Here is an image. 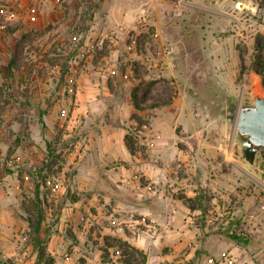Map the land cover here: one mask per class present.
Segmentation results:
<instances>
[{
	"label": "crops",
	"instance_id": "1",
	"mask_svg": "<svg viewBox=\"0 0 264 264\" xmlns=\"http://www.w3.org/2000/svg\"><path fill=\"white\" fill-rule=\"evenodd\" d=\"M177 1L103 0V10L93 18L87 42L106 33L116 34V41L108 46L109 53L98 51L74 67L71 114L87 142L67 156L56 184L61 203L55 205L57 221L47 241L55 264H134L137 255L143 264L194 262L203 230L198 223L187 224V216L203 211L206 194L226 199L225 192L240 193L237 184L249 182L236 173L235 141L210 146L200 137L203 130L192 129V109L183 94L164 104L148 96L144 102L139 94L140 88L161 82L179 83L187 51L181 23L185 7L176 9ZM155 33L159 38L151 49ZM133 37L139 38L136 47L126 41ZM135 116L148 122L131 152L126 137ZM27 166L40 169L43 162ZM221 166L228 172L222 174ZM4 179L8 187L0 185V257L35 264L33 249L19 252L12 241L29 228L15 209L20 180L9 174ZM131 215L155 222L159 238L133 223ZM126 247L134 257L117 259L115 251Z\"/></svg>",
	"mask_w": 264,
	"mask_h": 264
},
{
	"label": "rangeland",
	"instance_id": "2",
	"mask_svg": "<svg viewBox=\"0 0 264 264\" xmlns=\"http://www.w3.org/2000/svg\"><path fill=\"white\" fill-rule=\"evenodd\" d=\"M102 1L0 0V86L9 85L12 95L10 105L0 116V185L8 187L4 184L8 174L23 179L16 181L21 190L15 197V209L24 219V209L31 206L37 181L30 174H37L39 170L26 164L33 160L43 162L51 146L61 161L45 172L50 183L41 187L47 209L52 210L44 223L45 233L41 235L46 241L57 221L55 205L61 203L56 190L61 166L70 153L87 142L86 137L77 133L80 123L71 114L75 99L74 67L83 63L88 47L93 44V41L87 42V37L94 16L103 10ZM185 1L188 5L181 23L186 33L182 44L187 55L179 83L161 82L154 87L140 88L139 94L143 100L146 96L160 98L162 104L183 94L192 109V129L203 130L200 137L210 146L220 142L228 144L230 139L235 141L239 164L236 173L239 179L249 181L246 186L237 184L240 193L225 192L226 199L206 194L203 211L187 216L197 215L191 226L198 223L203 231L198 243L201 253L195 256L194 262L185 264H264V172L259 170L263 159L260 157L254 165L244 162L241 146L234 137L241 104L252 103L254 94L264 93L262 78L251 69L257 40L264 45V0ZM238 3L242 4L241 8L237 7ZM26 33H32L34 39L25 49L21 68L8 81L11 52ZM155 39L151 36L149 48L157 46ZM138 40L137 37L126 39L130 47H136ZM111 50L106 48L95 53L106 54ZM242 62L246 67L243 75L240 74ZM141 73L145 72L141 70ZM71 76L75 78L74 83L68 82ZM133 89L135 92L136 88ZM132 118L135 122L129 136L135 144L138 132L148 120ZM191 140L194 142L195 138ZM221 169L222 174L228 172V169L223 171V166ZM210 217L219 218L213 227L207 226ZM233 232L249 237L250 244L246 247L235 244L229 239ZM22 236L28 238L25 249L34 251L29 228L14 234L12 241L16 243ZM159 236L160 230L155 239ZM229 254L236 259L234 262L224 261L223 257ZM4 261L0 257V264ZM133 262L141 264L142 257L137 255Z\"/></svg>",
	"mask_w": 264,
	"mask_h": 264
},
{
	"label": "trees",
	"instance_id": "3",
	"mask_svg": "<svg viewBox=\"0 0 264 264\" xmlns=\"http://www.w3.org/2000/svg\"><path fill=\"white\" fill-rule=\"evenodd\" d=\"M13 32V30H11ZM32 33L23 34L15 43L14 48L11 52V58L9 62V76L6 78L8 81L13 74L21 68V60L23 59L25 49L27 45L33 40ZM264 45L260 43V40H257L256 44V54L251 63V69L253 72L262 78V86L264 88V56H263ZM246 70L244 62L241 63L240 74L243 75ZM10 86L4 83L0 86V116L4 110L10 105L12 95L9 92ZM158 105H154L156 107ZM126 145L131 152L135 151L134 144L132 138L128 135L126 137ZM55 152L52 150L51 146L48 147V155L47 158L43 161V167L37 171V174H30L31 178L36 177L37 181L35 183V192L34 198L31 201V206L28 205L27 209H24L26 215L24 216V220L28 223L29 227V235L33 242L34 252L37 255L35 264H55L54 257L48 252L47 241L41 237L42 234L45 233L44 223L47 220V202L45 195H42L41 187H44L47 183L48 176L45 174L48 170H51L53 166L59 161H61L60 157H55ZM50 159V161H49ZM37 175V176H35ZM20 182H22V178L19 177ZM229 239H231L235 244L246 247L250 244L249 237L243 236L238 232H233L229 235ZM131 256V251L124 250L123 257ZM144 260H142L143 264ZM1 264H13L12 260H6Z\"/></svg>",
	"mask_w": 264,
	"mask_h": 264
},
{
	"label": "water",
	"instance_id": "4",
	"mask_svg": "<svg viewBox=\"0 0 264 264\" xmlns=\"http://www.w3.org/2000/svg\"><path fill=\"white\" fill-rule=\"evenodd\" d=\"M241 5L238 3L237 7ZM234 136L241 146L242 158L254 165L261 157L259 170L264 172V93L254 94L252 103L241 104Z\"/></svg>",
	"mask_w": 264,
	"mask_h": 264
},
{
	"label": "built area",
	"instance_id": "5",
	"mask_svg": "<svg viewBox=\"0 0 264 264\" xmlns=\"http://www.w3.org/2000/svg\"><path fill=\"white\" fill-rule=\"evenodd\" d=\"M187 5H188V3L185 0H178L175 3V8L181 9L183 7H187ZM153 37L158 39L159 34L155 33V34H153ZM115 41H116V34H114V33L104 34L100 39L96 40L95 43L91 44L88 47L87 58H91L94 55L96 50H103L105 48L109 49L108 46L112 45ZM74 81H75V78L73 76L69 77V79H68L69 83H74ZM47 183H50V181L47 180ZM130 217L132 218L133 223H136L137 226L141 227L143 231L150 232L151 236L157 237L159 227L155 222L148 220L145 217L137 218L135 215H131ZM196 218H197V215L187 217V219H186L187 224H189L190 226L193 225L196 221ZM218 221H219L218 217H216V218L210 217L207 220V226L213 227L218 223ZM27 242H28V238L26 236L18 237V239L16 240V243H15L17 250L21 251V252L26 251L25 247H27ZM125 249L130 251L131 247H126ZM123 253H124V249H118L115 251V257L117 259L124 258ZM223 259L225 262H234L236 260L230 254L228 256L225 255L223 257Z\"/></svg>",
	"mask_w": 264,
	"mask_h": 264
},
{
	"label": "bare ground",
	"instance_id": "6",
	"mask_svg": "<svg viewBox=\"0 0 264 264\" xmlns=\"http://www.w3.org/2000/svg\"><path fill=\"white\" fill-rule=\"evenodd\" d=\"M257 91H260L259 89H257ZM260 93V92H259Z\"/></svg>",
	"mask_w": 264,
	"mask_h": 264
}]
</instances>
